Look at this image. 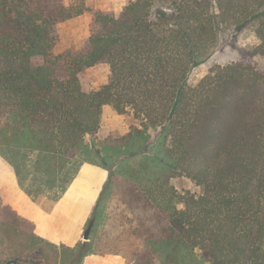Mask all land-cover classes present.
Instances as JSON below:
<instances>
[{
	"label": "trees",
	"instance_id": "1",
	"mask_svg": "<svg viewBox=\"0 0 264 264\" xmlns=\"http://www.w3.org/2000/svg\"><path fill=\"white\" fill-rule=\"evenodd\" d=\"M86 10L85 0H0V154L20 187L45 207L41 197L60 199L83 163L109 170L76 247L46 244L0 191V263L120 254L97 242L117 193L138 264H198L197 250L209 264H264V70L235 61L189 83L227 27H251L252 55L264 56V0H127L119 16L94 11L87 48L56 54L58 22ZM100 63L108 81L88 89L82 73ZM105 105L138 124L97 145L87 137ZM175 176L200 192L179 191Z\"/></svg>",
	"mask_w": 264,
	"mask_h": 264
},
{
	"label": "rangeland",
	"instance_id": "2",
	"mask_svg": "<svg viewBox=\"0 0 264 264\" xmlns=\"http://www.w3.org/2000/svg\"><path fill=\"white\" fill-rule=\"evenodd\" d=\"M74 1L75 0H64V3L69 5ZM126 1L127 0H85L87 10L84 13L58 22L56 26L58 40L54 47V52L59 54L68 49L76 50L87 48L94 11L103 10L115 16H119ZM259 42L258 36L252 31L251 27H227L222 32L218 45L211 56L192 70L189 83L192 85L197 84L215 65H224L235 61H247L257 68L264 70V56L252 55L253 50ZM34 61L37 62L39 59L35 58ZM109 74L110 66L107 63H100L87 68L82 73V80L85 82L88 89H98L108 81ZM3 121L4 118H1L0 124H2ZM127 124H129L130 131L132 125L138 124L134 118L133 112L129 111L120 114L113 108L111 111H106L102 114L100 129L95 135L88 136L87 141H94L97 145H100L101 142L105 140L121 137L123 135H121L120 130L122 127H127ZM158 133V130H150V136L148 138L150 143L154 142ZM1 147L2 145L0 148ZM6 164L11 165L8 160L0 154V173L3 169L9 168ZM172 182L179 191L190 190L195 193L200 192V186L196 185L186 176H175L172 178ZM4 190L5 187L0 184L1 194H3ZM85 197L88 198V205L94 201L93 192L81 191L79 200ZM41 200L43 205L48 208L54 204V199L51 196H43ZM103 204V215L105 218L102 219L100 225V232L98 233L99 238L97 241L98 246H103L105 249L111 246V249L120 251V254L127 259V264H138L133 254V248L135 245H139L140 239L128 237L123 233L122 227L118 225L120 222V213L124 210V205L120 202L118 194H109ZM114 225H116V227H114ZM133 242H135V245H133ZM45 243L48 244V241ZM43 245L45 246V244ZM58 252L61 254V252L64 253V250L58 249ZM196 252L198 264H209L207 261H202L200 250ZM54 257L55 263L59 264V262H62L61 258L56 257L55 254ZM19 259L23 264H31L25 260V258ZM3 263L5 262L3 261ZM151 264H163V262L162 259L157 258Z\"/></svg>",
	"mask_w": 264,
	"mask_h": 264
},
{
	"label": "crops",
	"instance_id": "3",
	"mask_svg": "<svg viewBox=\"0 0 264 264\" xmlns=\"http://www.w3.org/2000/svg\"><path fill=\"white\" fill-rule=\"evenodd\" d=\"M111 109L110 105H105L103 114ZM129 131L127 124V127L121 128L120 133L125 135ZM7 166L9 168L0 173V184L5 187L1 194L4 202L32 222L39 237L59 247H76L83 239L87 222L100 198L109 170L95 163H83L60 199L50 208H45L20 187L13 168L9 164ZM81 191L93 192L94 201L90 205L87 197L79 200ZM82 264H127V259L119 253H91L85 256Z\"/></svg>",
	"mask_w": 264,
	"mask_h": 264
},
{
	"label": "water",
	"instance_id": "4",
	"mask_svg": "<svg viewBox=\"0 0 264 264\" xmlns=\"http://www.w3.org/2000/svg\"><path fill=\"white\" fill-rule=\"evenodd\" d=\"M91 227H92V224H90L84 232V239H86V240L89 238V233L91 231ZM2 264H23V262L19 258H13V259H10V260L6 261L5 263H2Z\"/></svg>",
	"mask_w": 264,
	"mask_h": 264
}]
</instances>
